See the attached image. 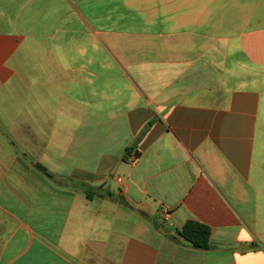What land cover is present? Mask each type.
Returning <instances> with one entry per match:
<instances>
[{
    "label": "crops",
    "instance_id": "crops-1",
    "mask_svg": "<svg viewBox=\"0 0 264 264\" xmlns=\"http://www.w3.org/2000/svg\"><path fill=\"white\" fill-rule=\"evenodd\" d=\"M0 264H264V0H0Z\"/></svg>",
    "mask_w": 264,
    "mask_h": 264
},
{
    "label": "trees",
    "instance_id": "trees-1",
    "mask_svg": "<svg viewBox=\"0 0 264 264\" xmlns=\"http://www.w3.org/2000/svg\"><path fill=\"white\" fill-rule=\"evenodd\" d=\"M96 192L97 191H93L92 193H96ZM87 196L91 198V192L89 190H87ZM179 234L185 241L189 242L195 248L204 249V250L210 248L211 230L209 227L203 224H200L195 221H188L183 226Z\"/></svg>",
    "mask_w": 264,
    "mask_h": 264
},
{
    "label": "built area",
    "instance_id": "built-area-1",
    "mask_svg": "<svg viewBox=\"0 0 264 264\" xmlns=\"http://www.w3.org/2000/svg\"><path fill=\"white\" fill-rule=\"evenodd\" d=\"M168 214H169L168 212L164 213V217H167V216H168Z\"/></svg>",
    "mask_w": 264,
    "mask_h": 264
}]
</instances>
